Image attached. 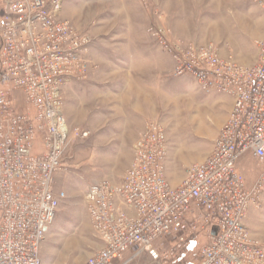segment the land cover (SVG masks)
<instances>
[{
    "label": "built area",
    "instance_id": "obj_1",
    "mask_svg": "<svg viewBox=\"0 0 264 264\" xmlns=\"http://www.w3.org/2000/svg\"><path fill=\"white\" fill-rule=\"evenodd\" d=\"M67 2L0 0V264H42L65 199L56 190L72 140L64 91L89 79L93 43L63 20ZM254 2L264 13V0ZM156 40L178 75L191 76L207 94L228 96L233 106L211 154L176 188L165 171L167 133L158 122L147 125L123 179L88 189L89 219L103 247L85 264H132L144 252L162 264L204 237L199 264H264V241L247 225L264 193V37L255 66L224 59L213 46L168 43L160 34ZM247 155L263 168L253 186L239 170ZM166 246L172 252L161 256Z\"/></svg>",
    "mask_w": 264,
    "mask_h": 264
},
{
    "label": "rangeland",
    "instance_id": "obj_2",
    "mask_svg": "<svg viewBox=\"0 0 264 264\" xmlns=\"http://www.w3.org/2000/svg\"><path fill=\"white\" fill-rule=\"evenodd\" d=\"M71 15L80 17L78 29L98 43L101 61L118 47L122 31L151 44L152 49H144L143 61L147 65L151 52L156 51L159 89L150 100L132 95L108 101L102 93V73L95 82L97 89L90 88V76L78 89L70 88L73 83L69 85L64 98L72 140L63 168L56 175V190L65 193V199L43 244L42 264H85L103 247L89 219L88 189L98 182L119 183L123 179L133 160V146L149 123H160L167 133L165 171L176 188L193 165L210 155L227 121L232 105L229 97L207 94L191 76L178 75L175 59L156 40V34L168 43L213 46L222 58H233L246 66H255L257 42L264 37V13L254 0H69L63 17L71 22ZM79 131L89 132V137H79ZM244 158L239 170L253 186L263 168L251 155ZM247 225L264 241V193ZM206 243L204 237L162 264H199V248ZM159 251L161 256L172 252L171 246ZM132 264L158 263L144 252Z\"/></svg>",
    "mask_w": 264,
    "mask_h": 264
},
{
    "label": "crops",
    "instance_id": "obj_3",
    "mask_svg": "<svg viewBox=\"0 0 264 264\" xmlns=\"http://www.w3.org/2000/svg\"><path fill=\"white\" fill-rule=\"evenodd\" d=\"M67 3L65 4L64 9ZM63 15L64 11L62 13V18L63 20H66L64 19ZM77 15H71L72 18L70 19L72 21L69 22L78 28L77 24L80 25V22L78 21L80 17H77ZM85 34H87V32ZM93 35H95V33H93ZM119 38L120 44L118 47H113L115 51H113L111 54H108V56H104L102 61L100 60L98 43H92L91 52L87 57L91 68L90 86L92 87L90 88L93 89L96 87L95 82H99V75L102 73V88H104L102 93L104 95V100H123L124 98L133 96L140 100H143V98L146 100L153 99L152 96L154 92L159 89L157 77L160 72V64L156 51L151 52L150 58L147 60L148 64L146 65V61H143L145 60L143 58L144 49H152L151 44L146 43L147 41L143 42L141 38H137L135 35H132L130 31H122V33H119ZM137 75H142V77H137ZM79 84L81 83L73 82V85H71L70 88L78 89V87H80ZM86 85L89 86V84ZM68 87L64 91V97ZM229 99L232 102V99ZM232 106L233 102L231 109ZM64 112L66 114L65 107ZM244 159L246 160V158ZM244 159L241 160L239 165H241ZM131 255L132 254L129 253L127 256H125V259H128ZM120 262L121 261L117 262V264H121Z\"/></svg>",
    "mask_w": 264,
    "mask_h": 264
}]
</instances>
